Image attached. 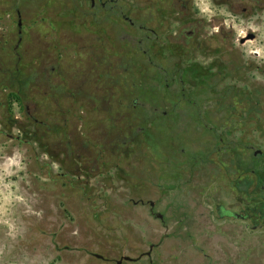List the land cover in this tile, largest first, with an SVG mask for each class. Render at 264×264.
<instances>
[{
	"label": "rangeland",
	"instance_id": "374dc122",
	"mask_svg": "<svg viewBox=\"0 0 264 264\" xmlns=\"http://www.w3.org/2000/svg\"><path fill=\"white\" fill-rule=\"evenodd\" d=\"M150 2L0 0V264H264V0Z\"/></svg>",
	"mask_w": 264,
	"mask_h": 264
},
{
	"label": "flooded vegetation",
	"instance_id": "af4514ba",
	"mask_svg": "<svg viewBox=\"0 0 264 264\" xmlns=\"http://www.w3.org/2000/svg\"><path fill=\"white\" fill-rule=\"evenodd\" d=\"M86 3L89 5L90 10L92 11L93 15H98L101 13L102 15L106 16L108 19L111 20L114 19V17H117L123 21V25L126 28L125 35L123 36V39L125 42H128L131 39L130 35V27L137 28L140 32H143L144 34H141L138 43L140 45V52L144 57H147L151 62H155L152 56L153 48L157 45L158 42H160L159 45V53L163 57V55L167 56H178L182 58L183 60H187V58L190 57V54H192L190 51H187L185 48H181L180 50L177 49L179 45H175V43L172 40H169L171 37L168 35L164 36L162 33L158 32L157 29L151 27L148 24V20L146 19V16H148L147 12L140 13V14H133L132 11L136 10V3L135 0H85ZM135 3V6H132V3ZM138 3L140 5H152L153 3L150 2V0H138ZM187 4V7L183 8L181 10L183 16H189L185 20H190V7H188L189 1H185ZM143 9H140V11ZM152 15H156L159 17L158 26L161 25L163 21V17L167 20V22H173L176 11L174 9H166L163 11L162 9H153ZM17 15L20 17L18 20V28L19 33H21V28L24 26L23 24V18H21V11H17ZM132 15H139L142 16L138 20L134 19ZM168 23V24H169ZM2 33V28H0V35ZM163 37V39H161ZM199 40V39H198ZM172 41V42H171ZM21 43V42H20ZM19 47V44L16 46V49ZM182 47V45L180 46ZM197 52L202 53V50H198ZM55 68L52 67V71H54ZM51 73H49L50 75Z\"/></svg>",
	"mask_w": 264,
	"mask_h": 264
},
{
	"label": "water",
	"instance_id": "95a60500",
	"mask_svg": "<svg viewBox=\"0 0 264 264\" xmlns=\"http://www.w3.org/2000/svg\"><path fill=\"white\" fill-rule=\"evenodd\" d=\"M229 214H231V215H233V216H235V217H241L240 215H237V214H235V213H229ZM242 218V217H241Z\"/></svg>",
	"mask_w": 264,
	"mask_h": 264
}]
</instances>
